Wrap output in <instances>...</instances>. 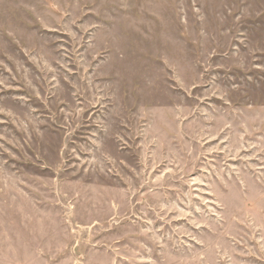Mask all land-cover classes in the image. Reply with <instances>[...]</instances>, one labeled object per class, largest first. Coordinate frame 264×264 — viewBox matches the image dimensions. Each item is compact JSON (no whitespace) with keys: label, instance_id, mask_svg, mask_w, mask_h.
Here are the masks:
<instances>
[{"label":"rangeland","instance_id":"374dc122","mask_svg":"<svg viewBox=\"0 0 264 264\" xmlns=\"http://www.w3.org/2000/svg\"><path fill=\"white\" fill-rule=\"evenodd\" d=\"M0 238L264 264V0H0Z\"/></svg>","mask_w":264,"mask_h":264},{"label":"crops","instance_id":"0c3cea01","mask_svg":"<svg viewBox=\"0 0 264 264\" xmlns=\"http://www.w3.org/2000/svg\"><path fill=\"white\" fill-rule=\"evenodd\" d=\"M38 241L39 238H0V264H73L71 253L63 248L44 251L38 245L43 241Z\"/></svg>","mask_w":264,"mask_h":264}]
</instances>
